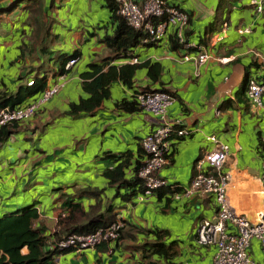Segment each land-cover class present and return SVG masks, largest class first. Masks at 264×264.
I'll return each instance as SVG.
<instances>
[{
    "label": "crops",
    "instance_id": "1",
    "mask_svg": "<svg viewBox=\"0 0 264 264\" xmlns=\"http://www.w3.org/2000/svg\"><path fill=\"white\" fill-rule=\"evenodd\" d=\"M49 1H45L44 10L52 22L51 34L58 36L51 49L62 52L79 49L81 57L60 81L58 92L31 118L16 123V132L0 146V214L37 200V222L53 225L62 192L105 187L107 179L103 172L115 164L109 159H99V156L106 151L117 154L130 150L133 161L141 138L155 126L153 115L143 110L123 111L115 103L122 98L134 101V93L148 87L172 91L174 101L167 109V118L191 130L187 137L174 142L171 161L159 171L160 176L167 183L187 185L195 159L214 147L209 140L213 135L230 149L224 169L231 173L228 188L231 202L253 216L261 199L258 176L264 158L261 144L264 114L253 110L243 91L248 76H262L263 68L254 51L264 54V7L261 12H256L249 0H167L189 13L184 35L190 42L205 45L211 58L202 64L194 58L185 60L187 54L195 55L194 50L183 46L172 49L171 40L176 39L169 29L159 43L140 44L132 49L136 62L149 60L160 65L158 80L150 79L147 68L140 67L135 71L131 86L121 81L113 82L110 97L93 115L72 118L63 112L71 101L86 95L80 86L79 73L87 63L108 54L101 38L112 34L115 26L103 0H56L50 6ZM220 2L226 4L224 10L219 8ZM226 2L232 5L227 7ZM27 16L28 13L23 12L20 18ZM219 19L226 22L227 27L224 37L212 43L213 35L220 31L216 27ZM15 26L20 30L17 41L14 37L11 39ZM0 29L7 32L6 40L0 35V45L5 44L7 50H10L9 46L28 42L30 27L27 23L3 22ZM221 58L228 60L222 62ZM131 61L118 59L114 63L121 65ZM23 72L24 67L18 64L16 76ZM57 80L58 76L50 77L48 83ZM1 81L11 91L18 84L15 80ZM143 156L142 161L144 153ZM125 172L129 177L132 169ZM45 186H48V192L42 197L39 190ZM108 188L102 199L111 201L115 189ZM81 202L87 206L93 200L83 198ZM113 202L117 206L116 217L121 216L123 220L145 228L169 230L164 240L177 241L176 264H212L215 247L197 244L195 229L201 220L210 219L216 213L213 197L196 194L189 199L174 200L159 199L150 194L142 201L135 196L131 201L119 197ZM145 239L144 235H139L133 242L126 237L107 243L103 252L95 247L79 253L71 251L59 256L57 261L59 264H143L138 251L131 246L139 245ZM26 251L23 248L22 252ZM248 251L254 260L264 264L257 239L251 240Z\"/></svg>",
    "mask_w": 264,
    "mask_h": 264
},
{
    "label": "trees",
    "instance_id": "2",
    "mask_svg": "<svg viewBox=\"0 0 264 264\" xmlns=\"http://www.w3.org/2000/svg\"><path fill=\"white\" fill-rule=\"evenodd\" d=\"M45 1L0 0V25L3 22L12 25L27 23L30 27L28 42L15 44L17 45L15 49L16 61L24 67V72L15 78L18 83L15 90H9L5 82L1 81L4 78L0 79V109L18 107L28 103L31 98H37L48 85L50 77L55 78L68 73L71 66L66 68V64L70 60H74L75 63L81 57L79 49H74L71 52L53 51L51 49L53 41L58 36L57 34H51L52 22L49 21L45 13ZM55 1L50 0L49 6L54 5ZM103 2L104 7L109 11V18L115 26L112 34H105L101 38L108 54L102 56L100 60L87 63L79 73L80 86L86 95L80 96L77 101H71L63 112L64 115L72 118L84 114L93 115L102 106L103 102L110 97V88L113 82L121 81L131 86L135 71L140 67L147 68V75L150 79L154 81L159 79L160 65L158 63H151L149 60L140 63L131 61L132 58L136 57L132 51L134 47L140 44L151 46L156 43L153 41L142 43L143 38L147 37L148 34L143 29L131 27L121 16L117 15L114 0H103ZM221 2L219 8L224 10L226 4ZM226 3H228L227 7L232 5L230 2ZM17 10L21 13H15ZM23 12H27L28 16L21 19L20 15ZM155 21H158V19H155ZM219 22H221V19L216 24L217 29H221L223 21L220 24ZM14 28L11 39L14 37V41H17L20 30L19 26ZM6 33L0 29V34L6 36ZM4 47L1 44L0 50L8 56L10 53H7V48ZM181 47L182 44L178 43L177 40H171L172 49ZM8 51L11 52V47ZM51 52L52 54H49ZM5 55H3V59L6 57ZM118 59H127L131 62L117 65L114 62ZM50 65L52 66L49 67ZM31 79H33V85L28 86L26 82ZM141 90L147 91L152 90V88L144 87ZM160 90L174 96V93L168 89L162 88ZM245 90L246 87L243 94H245ZM115 105L118 109L127 112L141 110L136 101H130L126 98L117 101ZM15 132L16 123L3 125L0 128V146ZM143 153L140 142L137 155L134 156L133 161L130 150L117 154L103 152L99 159H109L115 164V166L106 168L103 172L104 177L107 179V185L102 188H80L75 190L74 193L62 192L58 198L57 220L53 225L37 222L39 217L36 206L37 200H32L29 204L26 203L11 211L2 213L0 215V264H59L57 261L59 256L74 250L72 248L50 247L51 245L71 234H89L112 223L117 216V206L113 202L115 198L120 197L123 201H131L133 197L144 194L146 191L144 180L138 175V170L144 163V160L142 161ZM172 154L169 155V162ZM127 169H132L129 177H126L125 170ZM193 176L194 162L191 178ZM173 185L176 186L173 187ZM108 187L115 189L111 201L102 199L106 190L110 189ZM181 188L182 186L178 183L167 184L154 190L153 194L159 199H170L172 193L179 191ZM83 198L92 199L93 203L85 206L81 202ZM123 222L124 226L119 230V237L115 241H122L127 237L135 242L138 240L139 235H144L147 239L141 244L133 246V249L138 251L143 264H176L174 259L179 254L176 249L177 241L166 242L164 240L169 235V230L156 227L145 228L128 220H123ZM149 235L152 238H148ZM109 242L103 241L100 243L101 245H96L95 249L103 252ZM23 248L27 249L25 253L22 252ZM99 262L100 259L97 263Z\"/></svg>",
    "mask_w": 264,
    "mask_h": 264
},
{
    "label": "built area",
    "instance_id": "3",
    "mask_svg": "<svg viewBox=\"0 0 264 264\" xmlns=\"http://www.w3.org/2000/svg\"><path fill=\"white\" fill-rule=\"evenodd\" d=\"M116 14L121 16L128 25L135 29H143L147 37L142 43L153 41L159 43L172 29V35L187 49H192L195 55L184 56L185 60L194 58L198 64L208 61L212 54L206 51V46L190 42L184 35V30L190 20L189 13L167 0H114ZM250 5L261 12L264 0H249ZM158 19V21H155ZM227 23L223 22L219 32L213 35L212 43L220 41L224 36ZM242 31H247L243 29ZM258 64L263 68L261 77L248 76L245 95L251 107L264 114V54L254 51ZM228 58H221L226 62ZM133 62L137 58H132ZM74 63L70 60L66 64L69 68ZM65 75V74H64ZM64 75L42 90L41 94L24 105L18 107H4L0 109V128L3 125L26 121L43 106L59 90ZM33 79L26 82L33 85ZM134 101L141 110L153 115L154 128L144 135L141 146L145 154L144 163L138 170V175L144 180L146 191L137 195L142 201L154 190L171 184L160 176L159 171L168 164L174 142L178 138L187 137L191 130L179 123L169 121L167 109L174 101L170 93L152 89L138 90L133 95ZM214 147L205 151L194 161V176L189 183L179 191L172 193V199H189L196 194L213 197L216 204V213L210 219L201 220L195 229V240L199 245L215 247L212 264H259L248 251L252 239H257L264 260V158L258 176L260 204L253 216L232 204L229 195L231 180L230 171H226L225 164L229 159L230 149L228 144L218 142L215 136H209ZM264 149V134L261 137ZM176 185H173L175 187ZM57 220V215L55 216ZM124 226L122 217L116 219L106 227H100L89 234H71L50 247L72 248L79 253L88 248H94L103 241H115L119 237V230Z\"/></svg>",
    "mask_w": 264,
    "mask_h": 264
},
{
    "label": "rangeland",
    "instance_id": "4",
    "mask_svg": "<svg viewBox=\"0 0 264 264\" xmlns=\"http://www.w3.org/2000/svg\"><path fill=\"white\" fill-rule=\"evenodd\" d=\"M20 10V9H19ZM15 13H17V14H19V13H21L20 11H15ZM13 15H14V13H13ZM77 24H75V26H76ZM3 38H2V40H6V38H5V35L4 34H0ZM3 46H5V47H7L5 44H3ZM4 47V48H5ZM9 47H11V52H10V54L7 56V55H5V53L3 52V51H1L0 50V79H2V78H4V79H6V80H15V78L17 77L16 76V68H17V66H18V64L20 65V63L19 62H16V51H15V49L17 48V45H12V46H9ZM6 49V48H5ZM7 52H8V50H7ZM49 54H52V52L51 53H49ZM3 55H5L6 56V59H3ZM47 62V61H46ZM51 64V63H50ZM52 65H50L49 67H51ZM260 66V65H259ZM261 69V68H260ZM251 71H252V69H251ZM40 72H41V70H40ZM3 79V80H4ZM29 81V80H28ZM250 104V103H249ZM253 108V107H252ZM253 110L256 112V113H258V111L256 110V109H254L253 108ZM6 168H7V165H6ZM8 185V183H5V186H7ZM56 187V186H55ZM46 192H48V186H45V187H43V188H41L40 190H39V194L40 195H42V197L46 194ZM31 201L32 200H30L29 202H26L27 204H29V203H31ZM26 203H24V204H26ZM24 204H22V205H24ZM21 205V206H22ZM20 207V206H19ZM1 215V214H0ZM142 227H144V226H142ZM131 248L133 249V247L131 246ZM75 256H77V255H75Z\"/></svg>",
    "mask_w": 264,
    "mask_h": 264
}]
</instances>
